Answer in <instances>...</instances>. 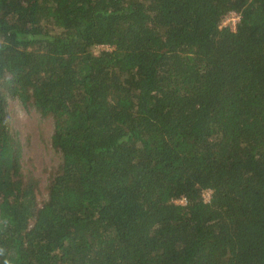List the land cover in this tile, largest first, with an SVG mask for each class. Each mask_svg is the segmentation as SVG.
<instances>
[{
	"label": "trees",
	"instance_id": "1",
	"mask_svg": "<svg viewBox=\"0 0 264 264\" xmlns=\"http://www.w3.org/2000/svg\"><path fill=\"white\" fill-rule=\"evenodd\" d=\"M0 264H264V0H0Z\"/></svg>",
	"mask_w": 264,
	"mask_h": 264
},
{
	"label": "rangeland",
	"instance_id": "2",
	"mask_svg": "<svg viewBox=\"0 0 264 264\" xmlns=\"http://www.w3.org/2000/svg\"><path fill=\"white\" fill-rule=\"evenodd\" d=\"M11 124L19 133L23 142L24 166L40 177L42 184H46L45 167L56 162V156L49 145L52 132V120L43 117L35 110L25 109L17 100L9 101ZM210 192L204 194L209 199Z\"/></svg>",
	"mask_w": 264,
	"mask_h": 264
},
{
	"label": "built area",
	"instance_id": "3",
	"mask_svg": "<svg viewBox=\"0 0 264 264\" xmlns=\"http://www.w3.org/2000/svg\"><path fill=\"white\" fill-rule=\"evenodd\" d=\"M239 19H240V16L237 12H231L230 14L226 15L223 18L222 24L225 26L231 27V29H235L236 24L239 21ZM179 202H184V200H181Z\"/></svg>",
	"mask_w": 264,
	"mask_h": 264
}]
</instances>
